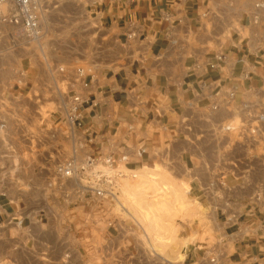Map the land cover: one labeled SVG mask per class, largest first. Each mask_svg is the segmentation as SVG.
Masks as SVG:
<instances>
[{
    "label": "crops",
    "instance_id": "obj_1",
    "mask_svg": "<svg viewBox=\"0 0 264 264\" xmlns=\"http://www.w3.org/2000/svg\"><path fill=\"white\" fill-rule=\"evenodd\" d=\"M257 1L41 0L40 35L43 17L58 7L82 16L71 12L61 26L75 22L96 47H112L105 64L99 48L90 50L94 61L82 77L41 69L33 41L0 29V264H264V123L255 141L236 131L247 121L239 105L264 110ZM218 53L224 62L207 68ZM35 84L62 97L39 102L59 105L56 116L42 118L51 133L35 126L38 103L27 97ZM229 89L234 98L225 103ZM72 94L82 99L78 133L66 129ZM6 95L19 101L7 105ZM11 117L29 129L6 132ZM73 146L79 158L124 154L130 169L148 166L154 154L174 161L197 213L181 259L157 254L114 212V198L79 193L76 180L56 176Z\"/></svg>",
    "mask_w": 264,
    "mask_h": 264
},
{
    "label": "rangeland",
    "instance_id": "obj_2",
    "mask_svg": "<svg viewBox=\"0 0 264 264\" xmlns=\"http://www.w3.org/2000/svg\"><path fill=\"white\" fill-rule=\"evenodd\" d=\"M68 10L56 8L51 10L46 19L47 33L42 34L36 41L31 42V48L36 51V61L43 70L57 71L63 67L68 70H75L78 67H84L94 61L90 50L96 48L100 51V63L108 62V53L110 44L107 41H101L99 47L92 37H86L83 34V27L77 26L73 22L68 26H61V21L66 16H71ZM68 14V15H67ZM75 19L81 14L74 15ZM82 17V16H81ZM40 18V15H39ZM28 100L36 99L37 104V122L38 133H51L45 127L42 118L46 115L56 116L60 110L58 104H49L41 106L39 102L45 98H53L60 102L62 98L55 89H43L35 84L31 90V95H27ZM6 104H17L19 99L12 96L5 97ZM27 109L24 117L27 115ZM21 115V114H20ZM19 127L25 130L29 129V123L17 121L12 118L7 123L8 133H15ZM66 129L73 133L68 124ZM4 133V131H3ZM129 158L126 167L129 165ZM174 161L166 155L154 154L152 160L146 167L137 169H124L125 176L119 179V185L113 201L114 212H118L133 222L140 230V234L145 233L149 238L154 251L164 257L172 259H181V248L187 243L188 233L186 227L195 219L196 208L187 196V183L185 180L178 179V174L174 170ZM197 219V218H196ZM195 219V221H196Z\"/></svg>",
    "mask_w": 264,
    "mask_h": 264
},
{
    "label": "built area",
    "instance_id": "obj_3",
    "mask_svg": "<svg viewBox=\"0 0 264 264\" xmlns=\"http://www.w3.org/2000/svg\"><path fill=\"white\" fill-rule=\"evenodd\" d=\"M41 0H0V29L7 28L15 30V34L20 38H27L36 41L40 36L39 15ZM264 0H258L255 7H263ZM168 17V16H167ZM166 17V18H167ZM225 56L222 53L215 54L212 61L206 63L207 68H215L224 62ZM193 68H199L194 64ZM63 67L58 71H63ZM78 77H82L83 69L78 67L74 70ZM234 98V90L226 92L225 103H229ZM82 99L79 95L72 94L68 97L64 105L65 121L73 133H78L80 122V106ZM217 106L213 105L212 110ZM246 122L236 126V131L244 139L255 141L259 132V126L264 123V110H253L247 103L238 106ZM222 132L232 130L230 125H222L218 128ZM234 130V129H233ZM91 141V138L88 137ZM128 157L124 154L116 156L113 153L99 155L86 154L81 158L77 157L76 147H71L69 156L56 163L55 174L57 177L74 179L79 183V193L87 191L98 197L115 198V193L119 185V179L125 176ZM261 193L254 194L255 200H261ZM65 199L68 195H64ZM108 226H112L108 222ZM214 257L209 261L214 262Z\"/></svg>",
    "mask_w": 264,
    "mask_h": 264
}]
</instances>
